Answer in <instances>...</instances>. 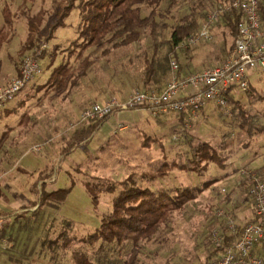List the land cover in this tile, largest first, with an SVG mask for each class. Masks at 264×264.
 <instances>
[{"label":"rangeland","instance_id":"374dc122","mask_svg":"<svg viewBox=\"0 0 264 264\" xmlns=\"http://www.w3.org/2000/svg\"><path fill=\"white\" fill-rule=\"evenodd\" d=\"M78 1L75 0L74 4L77 5ZM61 5L63 0H0V26L3 24L2 11L5 7L12 23L8 38L0 50V86L16 74V69L20 71L25 57L34 55L35 49L45 45L42 52L44 57L38 60L42 73L34 76L27 89L8 102L6 108L0 112V133L4 128L11 130L5 140V149L9 154L4 157V161L6 162V158L9 160L10 168L9 176H5V180L9 177L13 183L24 180L17 167L34 169L39 162L47 172L54 167L59 171L54 183L56 188L70 189L63 203L57 207L45 204L40 208V215L35 217L40 226H29L21 222H16L14 226L12 223L10 238L19 244L12 247L14 252L8 257L12 258L11 262L19 261L21 264H72L71 252L80 251L88 255L92 262L100 263V258L103 259L102 253L105 252L104 262L110 261L114 264L117 258L121 257L117 261V264H121L126 260L130 246L102 242L90 245L73 241L68 249L63 250L60 243L64 237L78 240L94 233L100 225L101 217L111 209L112 197L120 189L116 183L126 179L137 186L153 190L177 187L197 189L194 200L188 202L182 210L173 212L151 239L141 244V250L133 264H204L209 261V255L213 256L210 230L215 224V210L222 209L226 215L230 214L226 206L232 195L227 191L230 185L223 183L224 177L230 176L234 181H239L242 179L239 177V170L245 168L259 172V177L264 181V71L252 72L248 78L251 89L234 96L241 105L243 115L251 121V135H247L238 127L241 118L234 117L232 108V115L226 117L215 110L213 104L203 108L204 113L199 117L200 120L189 121L187 124L178 120L179 115L152 117L145 109L136 113L138 121L133 123V114L128 111L119 115L129 125L126 130L117 133L111 131L98 149L88 155L85 163L71 165L70 161L75 160L77 151L68 155L64 162L59 157L66 156L62 151L70 133L87 126L78 123V114L89 103L100 98L114 95L119 97L120 94H114L113 87L118 88L119 92L130 87L141 89L140 77L144 58L150 57L153 41L148 35L142 36L132 48L125 50L124 58L117 61L111 58L109 63L101 59L99 68L90 75L91 78L88 76L87 80L69 94L70 96H65V92L55 89L38 91L37 86L46 81L54 66L60 62L76 64L74 57L78 48L72 47L71 43L78 37L79 14L77 8L72 9L65 19L64 26L54 31L48 42L40 40L32 52L20 58L18 51L26 34L25 15L42 13V31ZM188 6L181 3L171 9L170 17L165 20L167 29L160 30V35L155 40L159 57L168 52L171 29L178 19L187 13ZM146 13L144 11L143 15ZM228 33L218 21L211 29L210 40L199 42L197 46L186 51L187 53L177 51V63L182 71L188 75L219 64L227 56L223 57V51H227L232 43ZM72 51L75 54H71ZM49 54L55 58L51 66ZM129 59L131 62H128ZM167 81L168 77L158 85L163 86ZM25 95L28 96L26 100ZM19 99L25 100L22 108L16 113L4 112L15 107ZM23 114L28 119L18 125ZM107 119L108 117L105 120ZM148 138H154L155 143L143 145V140ZM202 142H208L215 147L216 152L226 158L224 167L209 163L207 170H201L198 174L179 170L180 166L188 165L193 150ZM223 142L227 144L225 150L220 149ZM34 147H37L38 151H35ZM2 158L1 156V160ZM164 161L175 164L165 177L156 180L141 177ZM69 165L71 167L68 172L74 177V184L65 177L64 171ZM98 177L114 182L117 190L99 194L98 204L93 207L82 183L95 182ZM211 180L207 185L206 182ZM222 188L226 190L221 192ZM24 190L25 187L20 189L21 193ZM210 194L217 195L219 200L210 198ZM46 211H49L48 216L43 215ZM61 234L63 237H60ZM53 240H56V245L51 244Z\"/></svg>","mask_w":264,"mask_h":264},{"label":"trees","instance_id":"16d2710c","mask_svg":"<svg viewBox=\"0 0 264 264\" xmlns=\"http://www.w3.org/2000/svg\"><path fill=\"white\" fill-rule=\"evenodd\" d=\"M74 1L63 0V5L57 9L56 15L42 31H40L44 19L42 13L34 16L25 15L26 34L18 51L20 58L32 52L35 49L34 46L40 40L43 39L48 42L52 38L53 32L64 26L65 19L72 9L77 8L79 14L78 37L71 43L72 47L78 48L76 49V54L74 51L71 52V54H75L76 64L70 65L67 62H60L54 66L46 81L37 86L38 91L55 89L65 92V96H70V93L77 86H80L84 80H87L88 76L89 79L91 78L90 75L94 74L95 70L99 68L101 59L109 63L112 60L111 58L115 61L119 58H124L125 50L132 48L134 44L140 41L142 36L146 35L152 39L153 48L150 57L146 56L144 58L140 77L142 88L135 89L161 88L165 85L159 86L160 81L167 77L169 78L170 60L174 59L178 62L177 51L179 49L177 48L179 44L190 35L198 32L202 20L209 11L226 4L230 0H79L77 5L74 4ZM181 3L189 5L188 11L173 25L168 39V52L159 57L155 40L160 35V30L167 29L168 25L165 20L170 17L171 9ZM263 4L264 0H259V15L264 24ZM6 8L2 11L3 24L0 26V50L3 43L7 40L9 29L12 26ZM144 11L147 12L146 15H143ZM218 21L228 30V34L232 39L230 48L227 51H223V57H225L230 53L238 28L243 22L242 13L234 9L230 13L223 15ZM118 51L123 53L119 54ZM185 53L187 52L185 51ZM48 57L51 66L55 58L51 54ZM128 62H131V59ZM178 65V74L181 76L186 75L182 71L180 64ZM15 71L16 74L10 77L9 80L19 76V69ZM249 89H251L250 85L248 86ZM27 97L25 95V100ZM25 100L19 99L16 101L15 107L4 112L16 113L19 108L23 107ZM229 100L234 117L241 118L238 127L247 135H251V121L250 119L248 120L247 116L243 115L239 101L231 97ZM26 119L28 117L23 114L18 125L23 124ZM104 120L102 119L73 130L62 152H70L79 141L88 138ZM179 121L181 123L184 121L183 115H179ZM8 132L5 131L4 135L2 134L0 137V149L9 136ZM150 142H155V139L148 138L143 140V144H150ZM220 147V149L225 150L227 144L223 142ZM225 160L224 156L222 157L220 153L216 152L215 147L208 142H202L193 150L191 158L188 159V165L180 166L179 170H189L198 174L201 170H207L209 163H213L220 168L224 167ZM173 165H175L173 162L168 164L164 161L156 169L147 172L146 175L141 177L148 180L161 179L167 175ZM17 171L25 173L19 167H17ZM256 173L259 176L261 175L257 171ZM51 175V170L48 172L46 169L41 170L38 173V179L31 186L32 193L38 199L37 208L45 204L57 207L63 203L70 190L69 188H60L48 192L45 190V184L41 182L39 188L37 187L40 180H46ZM98 178H96L95 182L85 181L82 183L84 192L90 198L93 207L98 204L99 194L113 193L117 190L115 183L111 180ZM125 180L116 183L120 189L111 199V210L101 217L100 225L96 231L78 240L73 237H64L60 243L61 249H68L73 241H80L90 245H95L97 242L116 244L118 246L129 244L130 249L124 264H133L141 250V244L148 242L161 225L169 220L173 212L182 210L188 202L196 198L195 191L197 189L177 187L153 190L148 187L137 186L131 180ZM211 182L212 180L206 182V184L208 185ZM256 221L258 219L254 215V218L248 223ZM239 228H237V234ZM224 229H222L223 241L224 244H227L235 235H225ZM60 237H63V234ZM51 244L56 245V240L51 241ZM217 252V249H213V256L209 255L207 260L212 259ZM251 254L264 258V239L254 243ZM71 261L73 264H98L92 262L85 253L80 251L71 252Z\"/></svg>","mask_w":264,"mask_h":264},{"label":"built area","instance_id":"2783aa9c","mask_svg":"<svg viewBox=\"0 0 264 264\" xmlns=\"http://www.w3.org/2000/svg\"><path fill=\"white\" fill-rule=\"evenodd\" d=\"M234 9L242 13L243 22L238 28L230 53L219 64L181 76L178 74V63L171 60L165 86L134 89L123 100L110 97L103 101H93L79 114L78 123L89 125L114 113L142 108L152 117L183 115L187 124L209 104H213L215 110L223 116L230 117L232 112L229 98L248 91V78L252 72L264 71V24L259 15V0H230L212 9L205 15L198 32L187 37L177 48L188 51L199 42L210 40L212 27L223 15ZM43 49L45 45L35 49L34 55L25 57L19 76L0 86V112L8 102L27 89L34 76L42 73L38 60L44 57ZM34 150L38 151V148L34 147ZM239 174L245 180L247 194L258 221L242 225L237 234L238 227L233 218L222 209H217L215 216L226 222L225 235L235 237L224 244L222 230L218 225L214 226L210 230V240L213 249L218 252L204 264H264V258L251 254L254 243L264 239V181L252 169L242 168Z\"/></svg>","mask_w":264,"mask_h":264},{"label":"crops","instance_id":"0c3cea01","mask_svg":"<svg viewBox=\"0 0 264 264\" xmlns=\"http://www.w3.org/2000/svg\"><path fill=\"white\" fill-rule=\"evenodd\" d=\"M112 90L114 91V94H120L119 97L114 95V96L100 98V100H97V101H103V100H106L110 97H116L117 99L123 100L134 89H132L130 87V88H125L123 91L119 92L118 88L113 87ZM141 110H143V109L141 108V109L129 111L130 113L133 114L131 117V122L136 123L138 121V115L136 113H139ZM74 111H75V109H74ZM124 112H128V111H124ZM122 113L123 112H118V113L112 114V116L108 117L107 120L103 121L88 138H85V139L79 141L77 143V145L70 152L65 153L66 156L64 158H62L60 156L59 159L64 162V160L66 159V157L68 155H71L75 151H77L78 153H77L75 160H71L70 163H71V165H73L75 163L76 164L83 163L85 161V159L88 158V155L92 154L96 149H98V146L103 141H105L106 138H108L111 131L113 133H115V132L117 133L119 131H123V130H126L128 128L129 125H127L125 120L119 117V115ZM203 113H204V111L202 109L198 113L197 117L195 119H193L192 121L196 122V121L200 120L199 117L203 116ZM78 116H79V114H78ZM178 120H179V118H178ZM82 127H84V126H82ZM5 131H9L8 132L9 134L11 132V130L9 128L8 129L4 128V130L0 133V137L2 136L3 133H5ZM153 143H155V142H150V144H153ZM65 144H66V142H65ZM8 152L9 151H7L5 149V141H4L3 145L0 149V264H10V263L21 264L19 261L18 262L17 261L11 262L12 258L8 257V256L12 255L14 252L12 247L18 246V244H19V242H13L10 238L12 223H14V226H16L15 225L16 222H18V223L21 222V224L25 223V224H28L29 226H32V225H34V226L39 225L40 226V223L38 221H36L35 217L37 216V214L40 215L39 211H40L41 207L37 208L38 199H37V196L32 193L31 186L38 179V173L41 170H43V167H42L43 165L40 164L39 162H37L36 166H34V169H26L25 168L26 166L25 167H19L25 173H28L29 175H25V173H21L25 179L24 180L21 179V181L18 180L19 184L13 183L11 181L10 177H9V179L5 180V176H9L8 174L10 173L9 160L7 161V158H6V162L4 161V157H6V155L9 154ZM1 156L3 157L2 160H1ZM71 165L67 166V169L64 172H65L66 180L67 179H69L70 181L72 180L71 182L74 183L73 179H72L74 177L70 176V173L68 172ZM44 168H46V166ZM50 170L52 171L51 177L46 179V180H40L38 182V186H37L39 188L40 182L44 183L45 184V190L48 192L60 189V188H56L54 186V183L57 181L59 171H56L55 167L51 168ZM56 173H58V174L56 175ZM30 175H32V177L29 178ZM239 177H241V176L239 175ZM241 178L242 179L239 181H234L230 176H228V177L225 176L224 182H223L224 184L230 185V188L227 189V191L232 196H230L231 198L229 199L226 207L230 211L229 215L233 218L237 227H241L242 225L248 223L251 219L254 218L251 200H250L249 196L247 195V186H246L244 178L243 177H241ZM23 186L25 187V190L21 193L20 189H22V188L24 189ZM17 188L19 190H17ZM162 189H164V188H162ZM225 190L226 189L222 188L221 192H224ZM116 194H117V192H116ZM11 195L13 198L11 197ZM209 196L212 199L219 200L217 198V195H215V194H210ZM109 211H107V212H109ZM47 212H49V211H46V213H44L43 215L48 216ZM51 213H52V210H51ZM42 218H43V216L40 219L42 220ZM214 219H215L214 226L218 225L221 230L226 227L225 219L217 218L216 216L214 217ZM4 234H6L7 237L4 238ZM122 246L123 247L129 246V244H124ZM102 256H103V259L101 257L100 263H98V264H113L112 262L110 263V261L104 262L105 252L102 253ZM117 257L118 256H116V258ZM118 258H117V261L121 259V257H118ZM117 261H115L114 264H117ZM94 263H97V262H94ZM119 263H120V261H119ZM121 264H124V261L121 262Z\"/></svg>","mask_w":264,"mask_h":264}]
</instances>
